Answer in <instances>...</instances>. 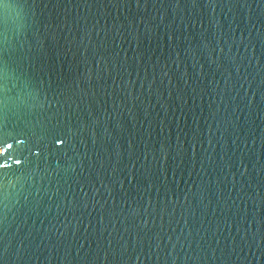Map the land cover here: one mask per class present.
<instances>
[{
	"label": "water",
	"instance_id": "water-1",
	"mask_svg": "<svg viewBox=\"0 0 264 264\" xmlns=\"http://www.w3.org/2000/svg\"><path fill=\"white\" fill-rule=\"evenodd\" d=\"M0 49V264H264V0H0Z\"/></svg>",
	"mask_w": 264,
	"mask_h": 264
},
{
	"label": "snow or ice",
	"instance_id": "snow-or-ice-1",
	"mask_svg": "<svg viewBox=\"0 0 264 264\" xmlns=\"http://www.w3.org/2000/svg\"><path fill=\"white\" fill-rule=\"evenodd\" d=\"M3 6H4V7H7L6 4H4ZM4 71H5V62L3 61V52H2V49H0V77H3V75H4ZM2 104H3V100L0 99V105H2ZM6 147H7L8 149L12 148V144L8 143V144L6 145ZM16 163L19 164L20 161L17 160ZM0 167H7V165H0Z\"/></svg>",
	"mask_w": 264,
	"mask_h": 264
}]
</instances>
